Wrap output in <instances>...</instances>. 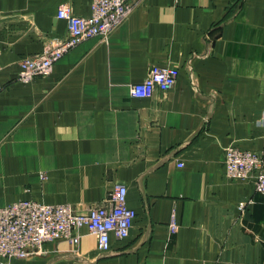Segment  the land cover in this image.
<instances>
[{
  "label": "crops",
  "instance_id": "crops-1",
  "mask_svg": "<svg viewBox=\"0 0 264 264\" xmlns=\"http://www.w3.org/2000/svg\"><path fill=\"white\" fill-rule=\"evenodd\" d=\"M63 4L91 13V0H0V207L84 212L121 182L137 217L108 252L83 230L77 249L6 264H264V195L224 169L227 147L264 151V0H143L107 39L19 81L21 59L67 36ZM155 65L178 70L174 87L133 97Z\"/></svg>",
  "mask_w": 264,
  "mask_h": 264
},
{
  "label": "built area",
  "instance_id": "built-area-1",
  "mask_svg": "<svg viewBox=\"0 0 264 264\" xmlns=\"http://www.w3.org/2000/svg\"><path fill=\"white\" fill-rule=\"evenodd\" d=\"M143 0H91L88 16L76 15L71 6L61 5L57 17L67 21V36L47 45L36 55L19 62L18 80L29 83L36 77H46L66 53L87 39L97 36L107 39L113 30L133 12ZM2 67L0 65V71ZM178 70L171 65H155L147 77L135 83L130 93L137 98H151L156 90L167 92L174 87ZM225 175L230 180H252L264 195V151L256 152L227 147ZM128 188L115 182L107 198L100 204L78 212L71 204H47L35 200H20L0 207V264L12 259H28L44 253L47 243L67 241L78 247L82 231L95 236L101 253L111 249V239L129 237L137 212L127 202ZM245 203H241V209ZM169 230L179 231L177 215L172 213Z\"/></svg>",
  "mask_w": 264,
  "mask_h": 264
},
{
  "label": "rangeland",
  "instance_id": "rangeland-1",
  "mask_svg": "<svg viewBox=\"0 0 264 264\" xmlns=\"http://www.w3.org/2000/svg\"><path fill=\"white\" fill-rule=\"evenodd\" d=\"M71 248H73V249H74V248L77 249L78 247H73V246H71ZM8 261H9V260H8Z\"/></svg>",
  "mask_w": 264,
  "mask_h": 264
}]
</instances>
